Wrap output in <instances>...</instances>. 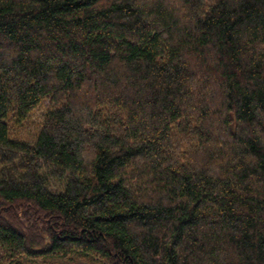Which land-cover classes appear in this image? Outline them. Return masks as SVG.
Masks as SVG:
<instances>
[{
	"label": "trees",
	"instance_id": "obj_1",
	"mask_svg": "<svg viewBox=\"0 0 264 264\" xmlns=\"http://www.w3.org/2000/svg\"><path fill=\"white\" fill-rule=\"evenodd\" d=\"M71 260L264 264V0H0V264Z\"/></svg>",
	"mask_w": 264,
	"mask_h": 264
},
{
	"label": "rangeland",
	"instance_id": "obj_2",
	"mask_svg": "<svg viewBox=\"0 0 264 264\" xmlns=\"http://www.w3.org/2000/svg\"><path fill=\"white\" fill-rule=\"evenodd\" d=\"M41 117H42V112L41 111H37V112H35L33 120L35 122H37V123H40L41 120H42ZM54 264H89V263L85 262V261L71 260V261H66L64 263L63 262H59V261H55Z\"/></svg>",
	"mask_w": 264,
	"mask_h": 264
}]
</instances>
